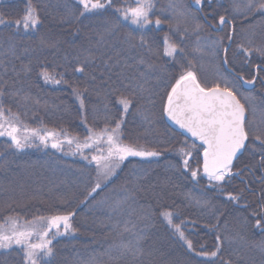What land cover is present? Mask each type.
I'll return each instance as SVG.
<instances>
[{"label": "trees", "instance_id": "trees-1", "mask_svg": "<svg viewBox=\"0 0 264 264\" xmlns=\"http://www.w3.org/2000/svg\"><path fill=\"white\" fill-rule=\"evenodd\" d=\"M124 2L114 0L115 4ZM174 2L189 9L201 23L209 12L217 16V20L218 15H225L233 23L225 25L223 30L209 29L205 24L197 33L194 31L196 21L173 16L168 7L169 0H155L156 15L166 22L160 30H150L148 39L155 41L159 56L150 55L139 47L131 53L132 57L142 55L158 66L146 82L139 77L135 67L123 68L129 57L125 43L129 29L120 26L114 28L112 34L105 32V28L116 21L111 9L79 20L68 17L67 22H62L66 19V11L75 7V0H33L43 20L38 30L24 33L12 28L0 29V86L6 93H18L17 96L5 95L4 103L13 113L19 114L24 124L57 132L65 130L81 141L87 134L72 88L45 84L40 79L39 70L47 67L50 71L63 72L65 78L78 85L81 91L88 89L84 93L87 125L97 130L105 121L102 117L93 119V108L102 112L106 97L115 107V97L110 96L113 88L127 92L135 90L134 105L122 126L123 139L126 143H136L162 153L157 159L125 161L117 175L106 184L101 181V189L85 202L88 191L97 180L95 163L89 164L79 154H65L69 152L67 144L63 152L50 146L18 152L7 146L6 138H0V221L9 215L29 221L38 216L75 212L71 223L77 231L53 241L54 255L47 264H91L93 260L97 264H205L204 258L187 251L159 215L149 220L141 219L143 208L149 206L173 211L175 223L183 221L185 235L198 251L214 250L219 235L222 250L215 264H264V232L254 226L259 217L252 216V212L259 211L260 204L264 203L262 173L256 170L259 168V152L250 154L249 149L235 162L234 170L243 169L244 174L234 178L225 192L239 193L241 201L239 204L226 201L216 189L208 187L207 180L198 178L199 182L193 181L189 174L182 172L181 158L176 150L185 139L189 145L193 141L170 127L161 115L166 92L174 83L173 77L179 74V64L163 56L162 42L165 34L179 41L180 37L174 31L178 24L181 32L187 28L180 44L187 59L180 62L187 65L191 60L203 84L212 86L211 78H217L219 74L244 88L246 85L239 77L248 78L242 71H248L251 76L259 73L253 89H248L250 93L256 90L252 106L255 112L251 111V117L248 104L240 100L248 112L247 121L250 118L249 123L246 121L249 132H264L261 121L264 116V56L252 51L246 58L239 47L264 48V18L255 13H249L247 19L242 18L240 13L233 11V0H213L210 7L205 3L202 12L195 11L194 0ZM24 8L25 0H0V14L6 19L18 18ZM230 32L231 42L227 39ZM197 37L201 45L212 41L222 43L214 49L203 48V51L196 52ZM89 56L95 63L87 64L84 75L74 73L73 66H78ZM109 56L112 59L109 60ZM225 57L227 64L224 63ZM128 63L143 71L136 59L128 58ZM25 65L30 66V72L24 71ZM121 70L126 78L116 75ZM93 76L96 79H92ZM140 83L148 91L141 93L137 88ZM140 113L147 115L151 122L145 121ZM254 124H257L256 128L252 127ZM252 142L250 135L249 143ZM85 152L90 158L91 150ZM195 156L194 152V159L190 162L195 161ZM125 185L130 191L124 190ZM129 195L132 198L125 200ZM196 199L208 203L197 205ZM117 201L121 202L119 208H116ZM125 227L131 231H125ZM136 235L144 237L140 242L144 254L139 259L130 256L113 259L105 254L116 245L135 241ZM0 264H24L23 252L18 248L0 252Z\"/></svg>", "mask_w": 264, "mask_h": 264}, {"label": "snow or ice", "instance_id": "snow-or-ice-1", "mask_svg": "<svg viewBox=\"0 0 264 264\" xmlns=\"http://www.w3.org/2000/svg\"><path fill=\"white\" fill-rule=\"evenodd\" d=\"M213 0H194V8L196 12L204 11V4L209 7ZM155 0H125L124 3L115 4L114 0H75V7L66 11V19L71 17L79 20L81 17H87L90 14H103L109 9L112 10L116 17L114 24L105 28V32L112 34L114 28L124 26L129 30L127 32L125 43L127 44L128 58L136 59V64L143 66V71L139 67L128 63L125 59L123 68L135 67L139 77L145 82L150 74L157 69V65L149 62L144 56L138 58L132 57L133 50L145 49L148 54L159 56L158 46L155 41L148 39L150 30H160L166 21L161 19L155 13ZM169 9L173 16H179L183 20L192 19L195 22V32H199L205 24L209 29L223 30L225 25H230L233 20H229L225 15H212L211 12L204 17V23H201L197 17L192 15L191 11L185 7H179L174 0H169ZM233 11L240 13L242 18L247 19L249 13L258 14L264 18V0H233ZM215 21V22H214ZM43 20L39 15L38 8L33 4V0H25V8L18 18H5L4 14H0V29L12 28L16 32L24 33L34 32L42 25ZM174 31L179 35V41H174L172 37L165 34L163 37V56L168 57L172 62L179 64V74L175 77L174 83L170 86V91L166 92V99L162 103V112L174 125L182 132L189 134L193 138V142L189 145L187 139L176 150L180 156V166L183 173L189 174L191 180L198 181L200 177H206L208 187L216 189L224 196L226 201L239 204L241 195L239 193L225 192V188L237 176L244 174L243 169L235 170V162L239 156L251 149L250 154L259 152L260 161L259 168L256 169L262 173L260 179L264 182V132L250 133L246 127V108L241 103L240 92L235 84L231 83L227 78L219 76L218 82L212 86L203 84L194 70L191 60L187 65L180 62L181 59H187L184 56V49L180 47L187 28L181 32L179 25ZM234 32V29H233ZM138 38V41H137ZM229 42L232 40V32L227 36ZM103 35L101 34V41ZM221 41H212L201 45V40L197 37L194 49L196 52L203 51V48H213L221 44ZM246 58H249L252 51L259 52L264 56V48H245L239 46ZM27 51V49H25ZM227 52V49H225ZM14 54V53H13ZM213 54L215 52L213 51ZM120 52H117V57ZM108 59H112L111 56ZM88 63H95L93 57H86L78 66H73V72L84 75ZM107 63V62H105ZM117 65L120 64L117 59ZM224 63L227 64L225 57ZM259 69V65H257ZM111 66H109V71ZM7 71V69H5ZM24 71L30 72L29 65L24 66ZM18 74V73H17ZM38 75L45 84L54 86L67 85L72 88V94L79 102V113L81 122L87 129V134L83 141L78 138L71 137L67 131L41 129L37 127H29L20 120L18 113H13L10 107H6L4 103L5 95L17 96V92L6 93L3 86H0V138H6V144L16 151H23L26 148L43 146L45 149L49 146L58 152L64 151V145L69 146V152L65 154L76 155L87 161L89 164L95 163L97 180L94 186L88 191L85 202L88 198H93L98 189H101L103 181L105 184L117 175L118 170L129 157H140L141 159L159 158L161 151L149 150L136 143H126L123 139L122 126L125 118L129 114L135 102V90L127 92L120 88H113L110 96H114V105L112 100L105 98L103 111L93 108V119L99 120L101 117L105 121L104 126L97 129L88 127L85 95L87 88L81 91L78 85L71 83L65 78L63 72L57 73L55 69L49 70L42 67ZM103 75V74H102ZM118 77H125L123 70L116 73ZM259 73L253 75L252 78L246 79L240 76L239 79L244 85L254 86ZM126 78V77H125ZM92 79H96L95 76ZM7 82L5 81V84ZM137 88L141 93L148 91L144 84L140 83ZM245 101L249 97H243ZM254 99V98H253ZM254 110V109H253ZM116 115H113V113ZM142 118L147 121L149 117L140 113ZM250 135L252 143H249ZM196 141L199 142L197 145ZM258 142V144L256 143ZM85 150H91V155L86 154ZM167 150V149H165ZM196 167H192L190 160L194 159ZM253 171V169H249ZM125 191L127 189L126 185ZM261 195L264 196V190ZM132 198L130 195L124 199ZM188 198L192 199L191 194ZM120 201L116 202V208H119ZM197 205H206L207 200L196 199ZM143 208V206H141ZM244 207H247L245 204ZM116 208L113 210L115 211ZM144 214L141 219L149 220L155 215H159L167 226L190 253H194L197 257H202L205 264H215V260L220 256L222 240L219 235L216 237V247L214 250H196L193 241L190 240L183 230V221L175 223L174 213L168 209L156 210L149 206L143 208ZM75 212L68 211L65 214H55L50 216H38L29 221H22L19 216H7L0 221V252L7 253L13 248H18L23 252L24 264H47L48 260L54 255L53 241L60 236L75 234L77 231L71 223ZM255 219V228L264 232V203L260 204L259 211L252 212ZM125 231H131L125 227ZM142 235H136L135 241L121 243L109 249L105 254L113 259L120 257H132L134 260L142 256L141 248ZM222 258V257H220ZM91 264H97L95 260ZM229 264V262H225Z\"/></svg>", "mask_w": 264, "mask_h": 264}, {"label": "rangeland", "instance_id": "rangeland-1", "mask_svg": "<svg viewBox=\"0 0 264 264\" xmlns=\"http://www.w3.org/2000/svg\"><path fill=\"white\" fill-rule=\"evenodd\" d=\"M194 4V3H193ZM224 30H225V28H224ZM204 65V67H206L205 66V64H203ZM210 66H208V68H209ZM242 72H244L245 74H246V77L248 78V79H250V78H252V76L251 75H249V73H248V71H242ZM220 76V75H219ZM223 77H225V78H227L231 83H233V84H235V82L234 81H232L231 79H229L228 77H226L225 75L223 76ZM217 79V80H216ZM218 82V76H217V78H214V79H212L211 78V80H210V83H212L213 85L215 84V83H217ZM261 84V83H260ZM235 86H237L236 88L239 90V92H240V99L247 105L248 104V106H249V115H250V117H251V111H252V113L253 112H255V110H253L252 109V106L255 104L254 103V92H256V90H253V92L252 93H250V92H248V89L250 88H252L253 89V87L255 86H248V85H246L244 88L242 87V85H240V86H238L237 84H235ZM247 87V88H246ZM258 87H260V86H258ZM258 87H257V90H258ZM256 89V88H255ZM245 96H247V97H249V100H247V101H245V99L243 98V97H245ZM165 99H166V97H165ZM163 103V102H162ZM161 107H162V104H161ZM247 111V110H246ZM161 115H162V117L164 118L165 116H164V114H163V112H162V110H161ZM247 116H248V112H247ZM262 119L263 120H261L262 121V123H263V125H264V116L262 117ZM249 120H250V118H249ZM249 120L247 121V123H249ZM248 125V124H247ZM255 126H252L253 128H256L257 127V124H254ZM247 128L249 127V126H246ZM252 128V129H253ZM248 130H249V128H248ZM130 159H138V160H151V159H157V158H148V159H141L140 157H129V159L128 160H130ZM127 161V160H126ZM190 164L192 165V167H196V163H195V161H191L190 162ZM236 169V168H235ZM235 171V170H234ZM200 178H203V179H205V180H207V178L206 177H200ZM62 237V236H61ZM58 238V237H57ZM56 238V239H57ZM55 239V240H56Z\"/></svg>", "mask_w": 264, "mask_h": 264}, {"label": "water", "instance_id": "water-1", "mask_svg": "<svg viewBox=\"0 0 264 264\" xmlns=\"http://www.w3.org/2000/svg\"><path fill=\"white\" fill-rule=\"evenodd\" d=\"M165 118H166V121H167V123H168V125H169L170 127H172L174 130H176V131L182 133V134H183L185 137H187L189 140L193 141V138H192L189 134L182 132V130H180L176 125H174L171 121H169V120L167 119L166 116H165ZM246 119H247V114H246ZM196 143L199 144L198 141H196Z\"/></svg>", "mask_w": 264, "mask_h": 264}, {"label": "flooded vegetation", "instance_id": "flooded-vegetation-1", "mask_svg": "<svg viewBox=\"0 0 264 264\" xmlns=\"http://www.w3.org/2000/svg\"><path fill=\"white\" fill-rule=\"evenodd\" d=\"M247 119H248V116H247ZM247 119H246V121H247ZM240 156H241V155H240ZM240 156H239V157H240Z\"/></svg>", "mask_w": 264, "mask_h": 264}]
</instances>
